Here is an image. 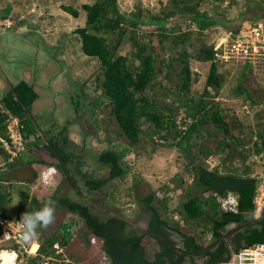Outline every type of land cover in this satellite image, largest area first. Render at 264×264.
<instances>
[{
	"label": "trees",
	"instance_id": "trees-1",
	"mask_svg": "<svg viewBox=\"0 0 264 264\" xmlns=\"http://www.w3.org/2000/svg\"><path fill=\"white\" fill-rule=\"evenodd\" d=\"M169 1L159 12H152L145 21L139 8L130 14L122 12L118 0H94L92 3L81 4L86 16L85 25L76 28L75 32L79 35L82 52L96 58L100 64L95 76V91L100 92L94 98V104L100 98L104 106L109 108L108 117L116 123L117 134L125 143V146H120L109 141L107 148L96 155V160L108 168L107 176L99 178L85 173L82 175L85 186L92 192L103 189L112 181L125 180L133 168L126 156L131 151L139 154L136 148L141 141V135L145 134L151 140L162 141L163 145L176 148L180 152L184 157L185 170L192 177L191 181H186L182 175H175L171 179L172 188L167 186L162 189V196L149 193L142 198L145 208L150 212V233H141L114 216L100 217L93 212L85 194L80 191V200L59 195L55 190L39 201L35 196H29L28 186V191L22 196L29 213L41 209L40 205L51 199L58 208L77 215L84 223L85 236L92 233L102 240V249L109 264H197L193 260L195 256L202 257L199 264H227L232 254L253 244L264 243V219H259L246 224L228 239L218 241L211 247L217 238L228 232L224 230L228 224L254 218L253 199L259 181L258 176L254 175V169L257 165L256 158L260 156L264 159V109L259 107L257 93L243 84L244 74L239 76L233 96L237 98L240 107L246 106L252 111L251 118L247 108L243 110V115H239L235 109L218 98L224 82L218 62L221 50L214 48L206 40L207 32L218 25L232 32L234 38L249 33L253 22L264 20V0H244L245 7L237 14L236 18L240 20L237 24L231 21L235 17L229 20L225 14L236 0H229L224 10L220 5L223 0H215V9L209 12L199 9L207 0ZM63 10L73 17L79 16V11L72 6L64 5ZM7 14L8 11L3 18ZM174 19H188L186 31L175 21L176 27H170L169 23ZM246 20H249V24H246ZM141 24L154 25L149 35L158 36L161 46L165 40H170L174 46L185 41L194 46L190 34L192 27H195L201 39L196 46L195 58L209 62L202 90L192 88L197 74L189 65V58L193 55L184 45L178 58H175L180 67L176 71L174 89L172 86L164 87L167 94L172 93V98L159 104L147 94V89H153L156 85L155 78L158 73H162L163 66L168 68L165 72L168 78L171 77L173 66L159 52L154 51L150 45V37L147 42L143 40L144 34H138L137 29ZM124 39L131 43V55L119 52ZM248 58L244 62L247 69L251 57ZM37 97L34 84L25 80L16 82L0 95V156L4 164L12 168L18 164L19 151H24L29 146H44L57 162H40L56 167L69 177L67 165L76 160L73 158L74 153L63 147L64 145L61 146L59 138L53 135L43 138L35 134L34 127L28 123L32 116L31 106ZM164 97L168 98L167 95ZM179 110L183 115L177 121ZM10 116L18 117L24 141L21 150L12 158L1 141L9 139L7 121ZM31 136L35 139L29 140ZM61 139L66 142L65 137ZM211 143H214L213 146ZM213 156L219 158L214 165L208 162ZM75 163L77 171L81 172L78 168L80 161L76 160ZM1 173L0 171V218L17 219L18 217L9 216L4 210L5 203L12 196L14 182ZM176 190L180 191L181 199L175 209L171 210L168 208V201ZM228 193H232L237 199L235 212L221 209L219 198ZM263 214L264 208L260 215ZM163 215H176L178 220L170 224ZM72 223L74 222L62 223L50 237L40 238L36 254L26 257L28 264H81L71 255L64 257L55 247L57 244L64 248L69 244ZM1 228L0 224V235ZM168 230L179 236L180 244L167 237ZM146 236L154 241V237L159 238L158 242L155 241L158 247L150 256L143 244ZM208 236L211 237L210 240L207 239ZM204 247L207 249L199 254ZM3 248H10L24 256L18 244Z\"/></svg>",
	"mask_w": 264,
	"mask_h": 264
},
{
	"label": "rangeland",
	"instance_id": "rangeland-1",
	"mask_svg": "<svg viewBox=\"0 0 264 264\" xmlns=\"http://www.w3.org/2000/svg\"><path fill=\"white\" fill-rule=\"evenodd\" d=\"M93 1L0 0V8L4 10L6 8L5 11H8L6 18H0V95L20 80L34 84L38 97L31 106L32 116L28 123L34 127L35 134L43 138L52 135L59 138L60 145H64L63 147L72 151L73 158L80 161L78 168L81 170V172L77 171L76 160L71 161L67 165L69 174L67 177L56 167L41 163L40 161L51 164L57 162L44 146L37 148L29 146L24 151H19L18 164L12 168L7 167L0 156L1 174L10 179L12 183L14 182L12 196L5 203L4 209L9 216L18 217L17 219L9 217L12 221H20L23 213H29L28 205L24 203L22 197L29 186V196H35L39 201L45 195H51L55 190L59 195L67 196L72 200H80L78 194L80 191L97 205L104 198V204L112 213H118L124 219L142 228H148L150 212L145 208L142 198L149 193L162 196V189L167 186L172 188L171 179L175 175H182L188 182L192 179L183 165L184 157L176 148L163 145L162 141L151 140L150 137L142 134L141 141L136 148L139 154L131 151L126 156V160L133 168L125 180L112 181L100 189L101 192L99 190L88 191L85 186L83 173L99 178L108 175V168L96 160V155L107 148L108 142L112 141L113 144L125 146L124 140L117 134L116 123L108 117L109 108L104 106L100 98L96 105L94 104V98L100 92V90L95 91V76L100 64L96 58L89 57L82 52L79 35L75 32L76 28L85 25L86 16L81 9V4ZM118 1L120 10L126 14L135 12L139 8L144 21L148 20L152 12H159L163 6L170 2L169 0ZM228 2L229 0H223L220 3L223 10ZM216 4L215 0H207L200 5L199 9L209 12L215 9ZM64 5L76 8L79 11V16L73 17L64 11ZM243 7H245V1L236 0V3L231 5L225 13L227 19L236 18ZM246 17L249 15L246 14ZM235 18L231 21L237 24L240 20ZM174 21L182 30L186 31L188 19H174L169 23L170 27H176ZM153 26L152 24L139 25L138 34H144L143 40L147 42L150 37V45L154 51L159 52L160 56L166 62H170L173 67L171 68V77L168 78L165 76L168 68L166 65L163 66L162 73H158L155 78L156 85L153 89L148 88L147 94L155 98L159 104L166 103L172 98V93L167 94L165 86H172L174 89L177 81L176 71L180 67L179 61L175 58H178V53L181 52L184 45L194 56L189 58L190 68L197 74V80L193 83L192 88L202 90L209 62L195 58L196 46L201 42L195 27H192L193 31L190 34V40L194 46L189 45L188 41L174 46L171 45L170 40H165L161 46L158 36L149 35ZM229 34L233 35L232 32H228L223 29V26L218 25L207 32L206 40L208 43H212L214 48L221 50L218 62L219 71L224 75V82L218 98L230 108L235 109L236 113L243 115V110L246 107H240L237 98L233 96L238 78L244 74L243 84L255 91L260 100L264 98V66H255L252 72H249V69L244 65L246 57L230 52L229 45L232 40ZM132 50L129 40L124 39L119 52L131 55ZM254 60L253 57L249 59L253 62ZM166 95L168 98L165 99ZM182 115L183 112L179 110L177 121ZM220 136L221 134L218 137ZM63 137L66 138V142L61 139ZM33 139L35 138L31 136L29 140ZM213 144L211 143V146ZM218 161L217 156L208 159L212 165ZM256 164L254 175L259 176L264 170V159L258 158ZM180 199V191H173L172 199L168 201V208L175 209ZM40 206L42 208L44 204ZM93 212L104 217L99 210ZM163 217L170 224L174 220H178L176 215H163ZM1 221L2 218H0ZM70 222L74 223L70 227L72 237L69 244L64 248L58 247L56 244L65 255L64 257L68 258L71 255L81 264H108L102 249V240L92 233L85 236L83 221L77 215L66 212L57 206L55 223L48 229H38L39 235L34 240L27 244L23 243L24 247H19L24 256H20L19 252L14 251L16 254L14 264H28L26 257L36 254L40 243L39 239L50 237L60 227V224ZM233 226L234 223H230L224 230L227 231ZM166 235L175 242L179 240V236L173 231L168 230ZM84 237L87 238V241ZM207 239L210 240L211 237L208 236ZM14 243L11 239L0 235V249L10 247ZM143 244L149 256L158 247L156 242L147 236L144 237ZM178 244L180 243L178 242ZM6 250L11 249L0 250V253L3 254ZM2 259L3 256H0V263ZM193 260L199 264L202 257L195 256Z\"/></svg>",
	"mask_w": 264,
	"mask_h": 264
},
{
	"label": "built area",
	"instance_id": "built-area-1",
	"mask_svg": "<svg viewBox=\"0 0 264 264\" xmlns=\"http://www.w3.org/2000/svg\"><path fill=\"white\" fill-rule=\"evenodd\" d=\"M264 24L256 22L249 33L242 34L239 38H234L230 42V52L238 54L243 57L256 56L263 47L262 31ZM22 127L18 117L10 116L7 121V130L9 139H1L2 146L14 157L23 145V137L20 132ZM258 183L256 186V193L253 199L255 209L254 217L260 215L264 208V170L258 176ZM220 206L223 211H237V199L232 193H228L225 197L219 198ZM1 234L6 239H11L19 247H24L20 240V235L23 229V224L20 221H12L10 219H2ZM58 251L61 249L55 245ZM238 255L239 264H264V243L253 244L247 248L242 249L238 253L232 254L231 260L227 264H234V256ZM107 257H105L106 259ZM68 261V259H66ZM108 261V259H107ZM72 264H76L73 262ZM109 264V261H108Z\"/></svg>",
	"mask_w": 264,
	"mask_h": 264
},
{
	"label": "clouds",
	"instance_id": "clouds-1",
	"mask_svg": "<svg viewBox=\"0 0 264 264\" xmlns=\"http://www.w3.org/2000/svg\"><path fill=\"white\" fill-rule=\"evenodd\" d=\"M56 220V202L49 199L44 206L32 213L25 212L22 214L20 222L23 224V229L20 235L22 243H29L38 235V229H48L55 223ZM0 256H3L0 253ZM14 259V254H13ZM5 264H11L10 261H5Z\"/></svg>",
	"mask_w": 264,
	"mask_h": 264
},
{
	"label": "water",
	"instance_id": "water-1",
	"mask_svg": "<svg viewBox=\"0 0 264 264\" xmlns=\"http://www.w3.org/2000/svg\"><path fill=\"white\" fill-rule=\"evenodd\" d=\"M5 14H6V11H5L4 9L0 8V18H2ZM259 219H264V214H263V215H259V216H257V217H254L253 219H248V220H245V221L239 222V223H237V224H234V226H233L232 228H230V229L228 230V232H226L223 236L217 238V239L213 242V244H212L211 247L215 246V245L217 244L218 241L228 239V238L231 237L236 231H238L239 229H241L242 227H244L246 224H248V223H250V222H254V221L259 220ZM125 223H126L128 226H130V227H132V228H134V229L140 231L141 233H147V232H148V230H147L146 228H142V227H140V226H138V225H136V224H134V223H132V222H130V221H128V220H125ZM234 264H239V259H238V255H237V254L234 256Z\"/></svg>",
	"mask_w": 264,
	"mask_h": 264
},
{
	"label": "crops",
	"instance_id": "crops-1",
	"mask_svg": "<svg viewBox=\"0 0 264 264\" xmlns=\"http://www.w3.org/2000/svg\"><path fill=\"white\" fill-rule=\"evenodd\" d=\"M256 21L257 22L258 21L259 22H262L264 24V20L262 21V19H258ZM246 22H247L246 24H249V20H246ZM224 30H226V29H224ZM228 32H230V31H228ZM229 35L231 36V34H229ZM262 38H263V47L260 49V52L256 56H253V58H255L254 62L253 61H249V66H250L249 72H252V70L255 68V66H264V29L262 31ZM232 39H234V36L233 35L231 36V40ZM260 104H261V106L259 105V107L262 108V109H264V98H261L260 99ZM244 107H246V106H244ZM246 111L247 112L249 111L248 108L246 109ZM249 114L251 115L252 114V111L251 112L249 111ZM259 157H257L256 159H258Z\"/></svg>",
	"mask_w": 264,
	"mask_h": 264
},
{
	"label": "flooded vegetation",
	"instance_id": "flooded-vegetation-1",
	"mask_svg": "<svg viewBox=\"0 0 264 264\" xmlns=\"http://www.w3.org/2000/svg\"><path fill=\"white\" fill-rule=\"evenodd\" d=\"M1 19H4V18L2 17ZM99 191H100V189H99ZM86 200H87V203L89 204V206L92 208V210H99L100 212H102V215L103 216H114V217H117V218L122 219L124 221L126 220L120 214H118V213H112L107 208V206L104 204L105 203V199L104 198L102 199V201L100 202L99 205H97L96 203H94L90 198H87ZM146 229L148 230V228H146ZM148 233H150V232H148ZM154 239L157 242L159 240V238H156V237H154ZM206 249H207V247L202 248L201 251L199 252V254L203 253Z\"/></svg>",
	"mask_w": 264,
	"mask_h": 264
},
{
	"label": "bare ground",
	"instance_id": "bare-ground-1",
	"mask_svg": "<svg viewBox=\"0 0 264 264\" xmlns=\"http://www.w3.org/2000/svg\"><path fill=\"white\" fill-rule=\"evenodd\" d=\"M3 259L0 264H5V261H10L11 264H14V260L16 258V254L13 250H6L3 252ZM13 254H14V259H13Z\"/></svg>",
	"mask_w": 264,
	"mask_h": 264
}]
</instances>
